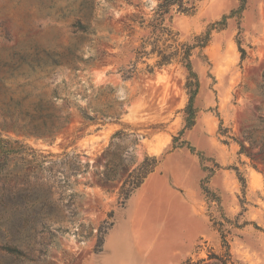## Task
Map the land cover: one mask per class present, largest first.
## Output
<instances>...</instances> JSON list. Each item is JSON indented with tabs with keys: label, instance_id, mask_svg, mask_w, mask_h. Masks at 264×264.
<instances>
[{
	"label": "rangeland",
	"instance_id": "rangeland-1",
	"mask_svg": "<svg viewBox=\"0 0 264 264\" xmlns=\"http://www.w3.org/2000/svg\"><path fill=\"white\" fill-rule=\"evenodd\" d=\"M158 1L93 0L112 56L80 71L56 66V53L73 43L84 59L91 53L72 25L89 0H0V264H264V0H183L188 14L171 7L179 42L210 33L191 56L198 88L188 119L179 62L152 74L138 63L128 79L118 70L141 35L124 27L128 17H150ZM100 88L122 112L85 121L76 105ZM66 111L58 132L27 131L30 117ZM117 130L126 135L112 139ZM174 136L184 144L171 150ZM114 154L133 160L130 170L155 156L161 175L123 200L121 180L102 182ZM153 192L172 216L134 213Z\"/></svg>",
	"mask_w": 264,
	"mask_h": 264
},
{
	"label": "trees",
	"instance_id": "trees-1",
	"mask_svg": "<svg viewBox=\"0 0 264 264\" xmlns=\"http://www.w3.org/2000/svg\"><path fill=\"white\" fill-rule=\"evenodd\" d=\"M93 0H89L87 5L86 14L80 15L72 24L77 35H85L88 37L91 46V53L87 58H83L79 53L77 43L71 44L63 52L56 53V66L72 65L74 70H84L86 64L98 62L101 65L108 63V58L111 53L101 48L102 36L97 34L98 27L93 15ZM176 6L178 12L185 14L193 11V6H186L183 0H159L156 6L152 9V15L148 18L143 14H133L128 17L129 22L124 24V27L133 30V25L136 24L141 31L138 43L130 49L131 60L128 66L119 67L123 79L131 78L137 72V64L144 63V71L152 74L154 67L161 68L162 66L169 65L173 62H179L187 72L185 80V88L188 90L189 98L184 110L187 119L193 116L194 108L192 105L193 97L198 88L197 74L192 69L191 56L195 48H203L209 40V29L204 33L194 36L192 43L179 42L178 34L174 31L170 22L171 7ZM225 18V17H224ZM215 24V23H214ZM241 51H243L241 49ZM154 58L153 64L147 63V59ZM110 90L100 88L95 93L93 99L88 100L84 106L76 105V108L85 121H101L116 120L119 118L123 104L121 100L108 98ZM56 98H60L56 94ZM70 115L68 111L64 114L56 113V119L50 120L47 118L33 119L30 117V128L28 132L36 136L52 135L58 132L66 124L69 123ZM188 123L184 126L187 128ZM126 135L123 131H115L111 138H120ZM177 136L172 138L171 150L183 146L184 142L176 143ZM111 144L105 151L106 155L110 152ZM113 154V153H112ZM134 163L133 160L123 162L122 159L116 162L115 154L108 157L106 160L105 168L102 171V182L107 180L119 179L121 180L120 194L123 200L138 188L149 173L154 171L159 161L155 156H145L144 159L130 170V166ZM9 250V248L6 247ZM13 251V250H12ZM16 251V250H14Z\"/></svg>",
	"mask_w": 264,
	"mask_h": 264
},
{
	"label": "crops",
	"instance_id": "crops-1",
	"mask_svg": "<svg viewBox=\"0 0 264 264\" xmlns=\"http://www.w3.org/2000/svg\"><path fill=\"white\" fill-rule=\"evenodd\" d=\"M156 173H159V172H156V170H154L148 174V176L145 178L143 183L137 188V192L133 196V198L136 197L137 194L140 192L141 186L146 184L149 180L156 178V176H157ZM159 175H161V174L159 173ZM144 205L146 207H143ZM141 207L143 209V216L145 215L147 220L150 218L153 219V217L159 218L161 216H164L165 218H168L170 215L172 216V214H171L172 207L169 204L163 203L160 195L156 194V192H153V195H151V198L149 200H144L141 203L140 207H135L134 213L138 212V209H141ZM184 208H186V207H184ZM186 210H187V208H186ZM188 218H190L189 215H188Z\"/></svg>",
	"mask_w": 264,
	"mask_h": 264
}]
</instances>
